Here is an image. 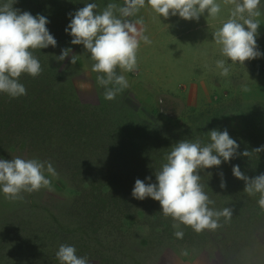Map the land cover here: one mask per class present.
Returning a JSON list of instances; mask_svg holds the SVG:
<instances>
[{
  "label": "rangeland",
  "instance_id": "374dc122",
  "mask_svg": "<svg viewBox=\"0 0 264 264\" xmlns=\"http://www.w3.org/2000/svg\"><path fill=\"white\" fill-rule=\"evenodd\" d=\"M86 2L90 0H61L59 8L57 4H52L51 12L58 14H53L54 20L59 21L47 26L56 40L69 39L62 44L57 43L56 47L51 46L50 54L56 74L49 77V81L52 78V82H55L52 89L55 90V97L49 99V104L60 107L65 101L71 107V110L66 111L69 118L84 124L89 122L81 116L84 113L91 118V124L94 122L92 116L96 115L103 120L120 118L121 123L126 124L127 120L142 116L169 129L182 130L208 107L235 99H264V55L245 60L243 65L226 61L230 64L227 77L219 75V70L215 68V60L222 57L212 33L228 18L233 6L231 0H218L221 11L216 18H209L205 13L196 21L178 16L159 17L146 3L135 16L128 19L142 20L138 27H143L144 34L151 42L141 41L137 50V69L123 73L128 80V87L115 99H104L103 89L96 83L97 73L91 70L93 62L89 54L84 52L82 45L70 44L71 37L62 28L70 19L66 14L83 7ZM95 2L99 11L110 0ZM114 2L123 4L124 0ZM260 11L261 15L256 18L260 21L257 46L264 53V4L260 6ZM53 17H49V21ZM65 47L71 49L70 56H74L75 63L69 62L70 57L63 61L56 60L55 56ZM192 77L197 81H192ZM19 80L25 88L30 83L26 73H22ZM190 85L196 87L193 95H190ZM203 86L205 90L201 93ZM59 89H62L61 97L57 95ZM8 97L0 93L3 108ZM45 98L42 92L35 102V108L46 103ZM22 100L32 99H28L26 93L18 99L19 104ZM42 124L41 129L37 127L39 132L50 130L48 135L51 137L56 132L64 136L67 130H59L57 123L51 127ZM117 129L113 127L110 130ZM10 137L8 139L0 130V151L4 159L21 156L50 161L57 175L50 177V188L42 187L31 193H22L23 199H6L0 194V233L5 234L8 224L17 230L12 236L5 234V242L0 238V264H58L54 253L61 243L74 245L77 255L86 256L89 264H264V208L258 205V199H226L214 193L209 196L213 201L209 206L217 210L222 206H231L232 216L227 220L220 217L219 226L214 230L196 232L189 227L187 235L177 238L173 235L175 229L172 227L175 221L162 216L160 210L128 207L124 211L127 213L125 217H120L118 212H111L109 205L115 208L122 204V199L129 195L128 188L133 187L131 179L134 181V176L128 178L122 173L120 162L110 165L102 163L109 169L111 167L118 182L113 199L105 198L96 208H91L93 206L86 200L85 193H80L79 188L74 186V180L80 179H70L69 173L74 164L80 165V168H85L83 164L96 166L95 163L99 161L96 157L84 151L81 153L82 146L71 143L70 138L65 142L63 139L57 145L52 144L47 149L37 141V137H32V140L31 136L25 146L16 142L14 147L8 148L6 142H10ZM15 140L18 137H13L11 142ZM93 146L92 143H86L83 150L90 151ZM45 175L48 174L45 172ZM91 178L98 179L99 174H93ZM122 187L127 191L124 198L118 196V190ZM236 192L230 190L227 194ZM89 208L93 211L90 212ZM12 220L33 223V230H23ZM89 221L96 224L87 226ZM180 227L183 230V226ZM29 251L32 256L27 255Z\"/></svg>",
  "mask_w": 264,
  "mask_h": 264
},
{
  "label": "clouds",
  "instance_id": "9594fccd",
  "mask_svg": "<svg viewBox=\"0 0 264 264\" xmlns=\"http://www.w3.org/2000/svg\"><path fill=\"white\" fill-rule=\"evenodd\" d=\"M15 2L0 0V93L12 98L26 94V88L19 80L22 73L35 77L42 71L33 50L57 45L55 37L46 27L48 18L40 13L32 14L14 8L12 5ZM231 2L233 6L228 18L212 33L222 57L215 60V68L219 70V75L225 77L230 72V64L226 61L243 65L245 60L264 55L257 46L260 21L256 19L261 15L260 6L264 0ZM146 3L164 18L178 16L196 21L206 13L214 19L221 11L218 0H124L123 4L110 0L99 11L95 0H90L83 7L67 13L70 19L64 32L71 37L70 44L82 45L84 52L89 54L93 62L91 70L97 73L96 83L103 89L106 100L115 99L128 87L123 73L137 69V50L141 41L151 42L143 27H138L142 20L128 19ZM70 53V48H62L55 56L56 60L70 57L69 62L75 63ZM206 135L207 142L199 138H185L174 143L160 168L155 171L154 181L152 176L136 178L131 189L135 199L148 197L159 202L160 212L175 221L172 227L177 238L184 235L181 224L190 226L196 232L214 230L219 226L220 217L227 220L233 214L231 206L219 210L209 206L213 201L203 190L199 173L205 168L226 163L238 154L247 156L248 150L238 153L237 140L229 135L226 128L210 129ZM262 150L264 144L254 149L257 153ZM231 173L244 182V192L249 195L259 193L257 203L264 208V172L250 178L240 170L239 165L233 164ZM56 175L50 161L21 156L11 159L0 157V194L6 199H23L22 193L50 188V177ZM218 176L219 187L223 189L226 187L223 172H218ZM54 256L58 264H89L86 256L77 255L72 244H59Z\"/></svg>",
  "mask_w": 264,
  "mask_h": 264
},
{
  "label": "trees",
  "instance_id": "16d2710c",
  "mask_svg": "<svg viewBox=\"0 0 264 264\" xmlns=\"http://www.w3.org/2000/svg\"><path fill=\"white\" fill-rule=\"evenodd\" d=\"M46 1L48 4H45ZM60 3L61 0H16L12 6L21 11L27 10L32 14L40 13L45 15L49 20V17H53V14L58 15L57 13L51 12L52 4H57L59 8ZM63 9H65L64 4ZM62 19L65 21V18ZM55 21H59V19L54 20L53 17V20L49 21L46 27L54 25ZM66 25L62 26L63 30ZM68 40L64 38L57 39L56 41L62 44ZM50 48L51 46L40 50H33V54L40 62L42 71L35 77L29 75L30 83L26 86V93L28 99L32 100H22L19 104L18 99H21L22 95L16 98L8 97L9 99L5 108L0 104V130L2 133L4 132V135L8 139L11 136L10 142H6L7 147L9 146L8 148L14 147V143L16 142L25 146L31 140L29 138L30 136L31 138L37 137V141L47 149L52 144L61 143L63 139L65 142V140L70 138L72 139L71 143L82 146L81 153L84 151L89 153L90 156L96 157L99 160L98 163H95L96 166L83 164L85 168H80V165L76 166L74 164L69 173L70 179L74 180L76 179L75 177L80 179L76 180L77 182L74 180V186L79 188L80 193H85L86 200H89L93 206L91 208H96L105 198H114L115 184L118 182V179L111 171V167L109 169L108 166L102 165L103 162H106L107 165L120 162L123 166L122 173L126 174L128 178L134 176L133 179L135 180L136 178L143 179L145 176H152L154 181L155 171L160 168L167 152L170 151L174 143L185 138H199L202 142H207L208 137L206 132L213 128L219 130L226 128L229 135L237 140L239 145L237 152L240 153L247 149L248 155L243 156L238 154L226 163L222 162L219 166L201 170L199 174L203 190L208 196L216 193L226 199L230 197H237L241 200L250 199L251 197L259 199V193L249 195L243 191L244 182L232 175L231 168L233 164L239 165L240 170L250 178L264 172V150L259 153L254 151L255 148L264 144V99L259 101L235 99L225 104L208 107L202 110L197 118L191 119L192 122L188 125L186 124L182 130L169 129L160 123L150 122L142 116L141 118L137 117L136 120L131 118L127 120L126 124H122L120 118L115 117L112 120H103V118L100 119L96 115L92 116L94 122L91 124V118L85 116L82 112L83 114L81 116L89 121L83 124L72 117H68L67 114L69 113H66V111L71 110V107H68L65 101L60 104V107L49 104V99L55 97V90L52 91L55 82H52V78L49 81V77L53 73L56 74ZM48 81L49 83L47 84ZM60 90L62 91V89H59L57 92L59 97L62 96ZM42 92L45 93L47 102L43 103L41 107L37 106L35 108V102L42 96ZM73 100L78 103L76 99ZM91 115L93 114L91 113ZM52 122L54 124L57 123L56 127L59 130H62V128L64 130L67 129L64 136H60L56 132L51 137L48 135L50 130L39 132L37 129V127L41 129L40 125L42 123L51 127L53 125ZM113 127H117V131L110 130ZM13 137H18V140L11 142ZM53 140L55 143H53ZM86 143H92L95 146L91 147L90 151L83 150ZM2 154L1 150L0 157H2ZM220 171L223 172V177L226 181V187L223 189L219 187L220 177L218 176V172ZM92 173H98L99 178L90 179V176L93 175ZM131 182L134 184L132 179ZM123 187L118 190V196L122 198H124V193L127 195V191L123 190ZM104 188H106V191ZM131 189V187L128 188L129 195L125 199H122V204L120 203L115 208L112 204L109 205L111 212H118L117 214L120 217H125L127 213L124 211L128 207H134L138 210H146L147 207H152L160 210L158 201L148 197L143 200L135 199L131 195ZM230 190L231 192L237 190V192L233 195H228L227 193ZM211 198L214 199V197ZM91 208H89L90 212L93 211ZM88 215L91 216L93 214ZM161 215L165 216L163 214ZM167 217L168 220L172 219L170 216ZM12 223L19 224L23 230H33V223L27 224L24 220L21 222H13L12 220ZM95 224L93 221H89L87 226H93ZM181 225L183 226V230L185 229L183 231L184 235H187V230L190 226ZM8 226L5 234L12 236L17 232L15 228H11L12 225L8 224ZM97 226H100V224L97 223ZM0 234L2 236L0 237L1 241L5 242L3 239L5 234ZM26 253L28 256H32V252L29 251Z\"/></svg>",
  "mask_w": 264,
  "mask_h": 264
},
{
  "label": "crops",
  "instance_id": "0c3cea01",
  "mask_svg": "<svg viewBox=\"0 0 264 264\" xmlns=\"http://www.w3.org/2000/svg\"><path fill=\"white\" fill-rule=\"evenodd\" d=\"M191 79H192V81H195V82L197 81V79L195 77H192ZM195 88H196L195 86H192V85L189 86V89H192L190 95H193ZM200 90H201V93H203L202 90H205V87L203 86Z\"/></svg>",
  "mask_w": 264,
  "mask_h": 264
}]
</instances>
